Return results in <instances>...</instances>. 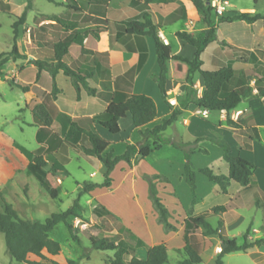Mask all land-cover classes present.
<instances>
[{
	"label": "rangeland",
	"instance_id": "obj_1",
	"mask_svg": "<svg viewBox=\"0 0 264 264\" xmlns=\"http://www.w3.org/2000/svg\"><path fill=\"white\" fill-rule=\"evenodd\" d=\"M0 7V53L9 52L13 44L12 23L22 14L29 1L32 9L28 11L27 21L20 25L18 43L22 52L33 55L48 61L51 46L46 41L38 42V46L32 43L35 35H47L50 26L40 21L47 14H57L65 19H70L72 12L68 2L73 0H1ZM230 11L240 8H250L247 12H258L264 15V0H229ZM194 18L203 24V13L195 8L191 10ZM220 15L211 12V19L215 25H220L217 39L213 41L205 53L203 59L205 70H216L227 59L234 58L236 54H241L245 58L249 57L248 51H241L234 48L229 43L239 44L245 48H257V55L264 60V21L259 20L255 26L245 20L233 22H221ZM191 19H193L191 17ZM200 23V24H199ZM198 25L194 27L197 28ZM45 27V28H43ZM184 30L187 28L184 19L178 20L171 26L166 27L165 31L171 39L174 50L180 47L182 54L192 55L194 47L176 38L171 34L173 29ZM43 29H47L44 31ZM67 34V30L65 31ZM60 37H66L63 31L58 32ZM229 42V43H228ZM50 46V47H49ZM236 58V57H235ZM216 59V61L214 60ZM243 63L242 59L239 60ZM30 60H20L13 62L6 61L4 64L5 78H0V210H4L2 197L25 219L44 221L51 214L62 212L72 206L79 198L81 208H77L78 216L73 218L75 225V235L73 239L66 227L61 222L51 232V237L61 244V252L57 255H50L47 262L54 260L59 264H68L69 259L76 261V264H112L110 259L114 257L115 250H98L91 246L90 234L107 236L115 243L122 240L128 245L129 253L126 257L138 254L136 248L137 240H143L147 246L152 242H165L168 246L169 259L167 264H177L179 260L186 258L183 250L186 241L183 231L176 233L183 222V218L190 211L192 212L195 204L192 205V192L189 184L185 180L184 170L180 164L178 153L172 148L171 138L174 142L184 144L185 148L197 147L199 145L210 148V152H197L192 161L194 166L209 167L215 173H227L228 163L223 158V149L213 143L212 140L223 139L231 147L233 153L239 152L244 142H250L253 137L257 141L256 152L253 157L249 155L251 162L255 165L253 173V186L242 193L243 204L238 209L227 211L225 214L208 213L207 210L215 205L224 204L227 193L220 189V186L210 180L208 176L200 171H196V182L198 194L196 195L197 205L195 212L204 214L206 219L213 225L218 226L222 222L224 228L223 237L233 238L241 245L245 242V233L253 227H258L264 218V206L259 208L256 204L257 199L264 201L260 197V192L256 180L264 172V150L260 146V140H264V104L261 98L245 100L232 110L236 111L252 107L255 117L253 123L242 132L228 127L216 130L208 123L210 119H205L202 113L194 116L198 126L191 130L185 128L181 122H176V127H170L158 136L150 138L155 147H162L154 150L147 157L140 156L138 150L144 143L142 136L135 146L133 162H120L111 173V185H103L105 182V166L96 157L84 155L83 146L88 143L81 138L78 132L72 130L63 133L56 127L39 126L35 123L33 108L36 102H43L51 115L55 117L59 105L62 107L75 104L83 106V101L76 100V93L68 76H59V83L64 88V94L60 101H56L52 93V77L45 71L40 77L35 87L31 86L29 92H25L19 84H29L36 80L37 67L31 64ZM249 79L251 76L248 77ZM251 81V80H250ZM242 76L236 74L232 82L227 83L226 89L241 87L245 85ZM253 83V82H252ZM196 94L200 89L198 82L193 86ZM37 86V87H36ZM257 89V88H256ZM108 92L95 97V106L103 110ZM86 99H93L84 96ZM212 115V116H211ZM216 117L218 114H211ZM234 115V114H233ZM204 117V118H203ZM250 113L242 116L249 119ZM123 131L131 135L134 129L130 115L121 120ZM99 133L105 137L113 139L114 134L110 133L102 126H98ZM122 131V133H124ZM178 134L186 137L196 135H207L208 139L201 143L185 144L186 142L177 138ZM170 138V139H168ZM116 139V138H115ZM212 139V140H211ZM193 141V140H192ZM166 142V143H165ZM191 142V141H190ZM130 144V142H129ZM47 153L53 151L64 165V170L59 172L58 178L61 185L60 195L54 199L50 197L37 178L27 172L28 157L26 152ZM131 158V159H132ZM169 171L174 175L173 185L166 182L161 172ZM168 173V175L170 174ZM98 184L91 194L80 195L82 187L86 184ZM232 180L231 190L234 189ZM176 191V192H175ZM257 192V196L255 194ZM158 197L161 203L168 210V223L174 229L167 228L160 219V212L156 206L154 198ZM93 198V199H90ZM263 203V202H262ZM112 214H108L104 208ZM122 228V229H121ZM131 234L135 236L133 239ZM252 235L255 233L252 232ZM155 238V239H154ZM192 242L200 249L202 246L203 262L201 264H216L215 250L217 245L222 244L221 235L214 234L211 237L196 232L192 236ZM204 246V249H203ZM140 254V253H139ZM32 259H37L31 256ZM225 264H254L253 259L245 254H235L224 256ZM0 264H19L7 250L6 239L0 231Z\"/></svg>",
	"mask_w": 264,
	"mask_h": 264
},
{
	"label": "trees",
	"instance_id": "obj_2",
	"mask_svg": "<svg viewBox=\"0 0 264 264\" xmlns=\"http://www.w3.org/2000/svg\"><path fill=\"white\" fill-rule=\"evenodd\" d=\"M196 9L203 13V21L209 28L207 33L190 31H178L176 35L189 45L195 48L194 56L192 58L185 57L182 54L174 53L170 44L165 43L158 34V26L152 20L149 13L143 14V19H135L126 22L125 32L128 35L135 36H152L156 45L157 61L160 67L159 72L153 73L152 78L158 83L160 91L164 100L172 107L173 104L169 101L167 93V81L169 70L175 78L185 79L188 83L187 95H192L188 102L195 103L202 109H208L211 112H218L226 110L230 112L236 109L239 104L248 98L259 97L264 101V60L260 59L255 51L249 52L247 62L253 64L250 68L237 70L234 68L235 59H230L226 64L220 66L216 70L203 69L202 54L205 48L218 36V25H215L211 19V12L213 11L210 4L206 0H190ZM0 4L2 1L0 0ZM71 6V4H69ZM32 9V3L29 1L25 6L22 14L12 23L13 28V44L9 52L0 53V78H5L4 64L6 61L18 62L20 60H30L37 68V77L39 79L42 70L50 72L52 77V93L56 95L59 88L56 83V74L62 70L64 74L70 76L72 83L80 96L81 88L87 89L90 93H95L96 89L88 85V79L92 77V72L83 73L80 68L72 67L64 61V57L70 53L72 44L79 43L82 33L87 32V28L76 29L77 21H68L56 17V21L65 28H74V31L64 38L57 41H52L53 61L48 62L42 59L28 58L27 53L21 51L18 36L19 27L27 21L28 11ZM0 10L2 8L0 7ZM76 10H82L76 8ZM236 20H245L249 23H254L258 20L264 21V15L258 12L247 11H228L222 15L221 22H233ZM196 74H199L203 82V93L201 96H196L193 85L195 83ZM236 74L242 76L245 85L241 87H234L226 89V84L232 82ZM255 79L254 85H250V79ZM20 85L25 92L31 90V84ZM254 88L257 92L254 93ZM190 93V94H189ZM35 123L39 126L56 127L63 133L66 129L78 132L81 138L84 139L88 145L83 146L84 155L87 157H96L105 166V182L103 185L109 186L111 184V173L115 166L121 162H131V158L135 154V146L128 144L126 150L122 154L113 155L112 151L105 150L110 145V141L103 137L97 130L96 125H100L107 129L112 134H118L121 131L120 120L131 116L133 125L139 129L143 139V144L139 147V154L142 157H147L155 148L154 144L150 142V138L158 136L165 131L171 124H173L181 113V109L173 108L170 117L165 118L162 123L153 128L142 129L143 126L152 122L158 116L157 103L154 98L145 93H134L129 96L115 93L113 99L108 104L104 111L95 114L93 117H84L72 120L68 115H61L58 119L54 118L46 105L43 102H36L33 108ZM226 123L235 128L241 127L238 121L231 118L230 115L226 118ZM208 139V137H197L191 143H201ZM212 140V139H211ZM215 144L223 149V158L229 164L228 174L215 173L209 167L196 168L192 161L191 155L195 151L206 152L207 149L201 145L197 147L185 148L184 144L173 142L176 147L182 148L185 151V180L190 186L192 192V205L196 203L197 182L196 171H200L208 176V178L216 182L223 192H227L228 186L232 180L238 182L245 188L252 184V176L255 170V165L247 158L232 153L231 147L223 139L212 140ZM21 152H26L21 149ZM29 159L27 164V172L37 178L50 197L56 199L60 195L61 185L58 178L59 172L64 170V165L57 157L56 153L49 151L47 153L41 152H26ZM98 184L89 183L82 187L80 195L89 193L95 189ZM4 203V210H0V231L4 233L6 239L7 250L10 255L16 259L19 264H59L54 260L48 263V257L45 252L51 255H57L61 252V244L59 241L51 237V232L57 224L63 222L71 237L77 239L75 235V225L73 218L78 216L77 208H81L79 198L75 200L74 204L67 210L56 212L47 217L44 221L32 220L22 218L18 212L2 197ZM156 206L160 212V219L164 222L167 228L174 229V226L168 223V210L164 204L161 203L158 197L154 198ZM260 206V200L256 201ZM242 207V200L240 193L233 196L227 203L215 205L207 210L208 213L222 214L230 209ZM108 214H112L107 208L103 207ZM202 228V229H200ZM122 229V228H121ZM222 222L218 226H213L205 217L204 214H191L185 219V241L183 248L187 255L185 259L179 260L177 264H201L203 256L200 249L192 242V236L196 232H201L203 235L209 237L214 234H220L222 237L221 250L216 255V264H225L224 256L230 252L247 251L264 243V237L250 241L248 239L249 230L245 233V242L239 245L235 239L222 236ZM264 231V227H263ZM134 239L135 236L131 234ZM89 240L91 246L98 250H115L114 257L110 259L112 264H167L168 246L165 242H161L152 246H147L143 240H137L136 248L140 246L147 247L145 257H139L136 254L126 257L129 253L128 245L120 240L117 243L113 242L110 237L98 236L90 234ZM37 257L32 259L31 256ZM68 264H76L73 259L68 260Z\"/></svg>",
	"mask_w": 264,
	"mask_h": 264
},
{
	"label": "crops",
	"instance_id": "obj_3",
	"mask_svg": "<svg viewBox=\"0 0 264 264\" xmlns=\"http://www.w3.org/2000/svg\"><path fill=\"white\" fill-rule=\"evenodd\" d=\"M73 1L74 2L72 3L71 1L68 2L69 8L74 10V12H72L70 19H65L61 16H58L57 14H47L46 13L43 20L40 21L39 24L40 26H43V22H47L45 24H48L49 26L51 25L50 26L51 33H48L47 35H44V34L35 35L34 38L32 39V43L34 42V44L38 46L39 44L38 42L46 41V43H48L47 45L51 46L50 50L53 51L51 42L57 41L60 38H63L59 36L58 34L59 31H63V33L66 34L65 31L67 30L66 36L71 34L74 31V28L67 29L65 28L64 25H61L60 23H58L56 21V17H60L61 19H65L68 21H74V22L77 21L78 25L76 26V29L87 28V32L82 33L81 38H79L80 39L79 43L75 42L72 44L70 53L64 57V61L67 64L71 65L72 67L80 68L83 73L92 72L93 73L92 77L88 79V85L90 87H94L96 89V92L90 93L87 89L82 87L80 96L78 97L77 91L72 83L70 76L64 74L62 70H59V72L56 74V83H57L59 90L56 93L55 100L60 101L62 98V95L64 94V88H62V86H60V83H59V76L64 74L65 76H68L70 78V81L73 87V91L71 92L76 93V100L83 101L84 105L78 106L75 104H71L70 106H67V107H62L59 105L57 115L54 118L58 119L61 115H64V114L68 115L72 120H75L78 118H84V117H93L95 114L101 112V110H99L100 108H96L94 98L97 96H100L104 92H108L107 94H109L110 96L107 98L104 108H102L103 109L102 111H104L107 108L108 104L113 99L115 93L124 94L126 96H129L134 93H145V94L152 96L154 100L156 101L157 108H158V116L152 122L143 126L142 129L153 128L154 126L162 123V121L165 118H168L171 116L173 108L181 109V113L178 116V119L173 124H171L168 128L174 127V126L176 127V122H181L185 126V128H187L188 130H191L192 127L198 126V123L194 119V116L197 114H200L199 111L202 108H200L195 103L188 102V100L192 97V95L190 93H189L190 95H187L188 83L186 82V80L175 78L172 74V70L171 69L169 70L168 81H167V93H168L169 100H173L175 102L173 106L171 107L164 100L162 93L160 91V88L158 86V83L152 78V74L157 73L160 70V67L157 61L156 45H155L154 38L149 35H146L143 37L142 36L138 37V36H135L134 34L128 35L125 32L126 22L135 20V19L142 20L143 14L147 12L152 17L153 22L159 25L158 34L161 37V39L165 43L170 44L173 49V46L171 44V39L166 33L165 29L166 27L171 26L174 23H176L178 20L180 19L185 20V24L187 25V28H185L184 30L186 31H190L193 33H198V32L207 33L209 30V28L204 23L202 18H201V21L203 24L199 23L200 25H198V22L200 21V19L196 20V18H194L193 16V12L191 11L192 8L196 9L194 4L190 0H73ZM69 4H71V6ZM76 8H79L82 10L81 11L76 10ZM249 10L250 8H240L239 9V11H243V12L249 11ZM191 17L193 19H191ZM258 21L252 23V25L255 26ZM222 23H225V22H222ZM196 25H198V27L194 29ZM218 29L220 30V25H218ZM43 30L47 31V29H43ZM184 30H176L174 28L171 34L174 35L176 38H180L176 35V33L178 31H184ZM210 44L205 48L202 54V58H204L205 53L208 50ZM229 44L233 46L234 48L240 49L241 51L246 50L248 52L250 51L256 52V49H257V48H245L239 44H233V43L232 44L229 43ZM173 51L174 53L182 54V50H180V47H178L177 50L173 49ZM194 52H195V48L192 51L191 56L185 55V54H182V55L185 57L192 58L194 56ZM52 55L53 53H50V56L47 57L48 62L53 61ZM235 57L230 58V59L236 60V62L234 63L235 69L241 70V69L250 68L253 66L252 63L247 62L249 57L245 58L241 54H236ZM28 58L37 59L38 57H35L33 54V55H28ZM230 59H227L224 62L218 60L219 61L218 63L219 65L222 66L226 64ZM240 59H242V61L244 62L240 63L239 62ZM214 60L216 61V59ZM54 63L56 64V62ZM203 65H204V61H203ZM34 66L37 67L36 65ZM45 71L47 70H42L41 76H43ZM37 72H38V68H37ZM37 72H36V77H37ZM47 72L50 74L49 71ZM39 79H36L33 83H29L32 85V88L33 86L35 87V85H37ZM195 79H196V82H198V85L200 87L196 96H201L203 93V88H204L202 78L199 74H196ZM250 80H251L250 85L253 86L255 79L250 78ZM197 87L198 86L195 85L193 86V89H197ZM255 92H257L256 88H254V93ZM85 94L90 98L93 97V99H86L84 97ZM253 98H258V97H253ZM253 98H248L245 100H249ZM260 100L264 104V101L262 99ZM234 111L227 112L226 110H221L218 112H211L209 110V114L207 118L205 119H210V121L208 122L210 126L220 131L226 127L224 122H226L227 116L230 115L232 119L240 123L241 127L235 128L234 126H230V125L228 127L230 128L234 127L233 129L235 130L238 129L237 131L242 132L245 130V128L247 129L248 126L251 125V122L253 123V119L255 117L254 111L252 107L243 108L233 113ZM247 112L250 113L251 117L249 119L242 120V116L246 114ZM214 113H217L218 115L216 117H211L212 116L211 114H214ZM121 120H120V125H121ZM98 126L100 125H96V127ZM168 128L165 131H167ZM67 131L68 129H66V132ZM122 131L123 129L121 125L120 133L114 134L115 137L113 139L106 138L110 141V145L105 150V152L112 151L113 155L122 154L126 150L129 144V143L126 144L124 140H128L130 144L139 143L141 139V134L138 128L134 127L131 135H128L126 131H123L124 133H122ZM202 136L206 137L207 135H199V136L196 135L193 138V137H186L185 135L182 136L181 134H178L177 138L185 142H190L194 140L195 138L202 137ZM167 142H169L170 143L169 145H171L172 148L178 153V157L180 158V164H182V168L184 170V177H185V162H186L185 151L182 148L176 147L173 144L174 142L173 138H171L170 141H167ZM201 146L207 149V153L210 152V148L203 146L202 144ZM256 146H257V141L256 139L252 137L250 142L243 143V146L240 148L239 152H237L236 154H239L251 161L252 158H250L249 155L251 154V156L253 155L254 157L255 152H256ZM260 146L264 150V140L263 139L260 140ZM161 147H162V144L159 147L155 148L154 150H157ZM197 152H201V151H198V150L195 151L191 155L192 159L196 155ZM133 161H134V158L131 159V162ZM201 167L202 166L196 165V168H201ZM225 168H227L228 171L227 173L225 172L223 174H228L229 164ZM168 173L170 172L169 171L161 172L163 177L166 179V182L173 185L174 175L171 173L168 175ZM253 183L254 182L252 178L251 186L248 188H245L244 186L236 182L234 183V189L231 190V185H232V181H231L230 185L228 186L227 192H225L227 193V199L225 203H227L237 193H240L242 204H243L242 193L248 189H251L253 186ZM256 183L258 186L257 188L259 190L257 192H260V197L262 198L264 197V172L261 174V177H258V179L256 180ZM93 191H90L89 194H91ZM257 192L255 194V197L257 196ZM197 194H198V190H197ZM90 199H93V198H90ZM260 202L261 204L258 207L263 208L264 201H260ZM196 205H197V202L195 203V206L193 208L194 210L192 212L189 211L187 215L184 216L181 226L177 228V230L175 231L176 233L181 234V232L183 231V235H185V219L189 217L191 214L193 215L198 214L197 212H195ZM230 210H233V209H230ZM225 213H222V214H225ZM263 227H264V218L258 227H253L251 228V230H249L248 239L250 241H253L258 238L264 237ZM223 230L224 228L222 226L221 232H223ZM252 232L255 233V235H252ZM184 239H185V236H184ZM158 243H161V241L155 242V243L152 242L150 246L158 244ZM216 247H222V244L217 245ZM137 249L139 250V253H140V254L139 253L136 254L137 256L139 257L146 256V253H147L146 246H140ZM203 249H204V246H203ZM200 250L202 252V246L200 247ZM236 252L239 254L242 253V254L247 255L248 257L253 259L254 264H264V243L260 246H256L247 251H236ZM217 253L218 251L215 250V255H217ZM231 254H235V252H230L227 255H231Z\"/></svg>",
	"mask_w": 264,
	"mask_h": 264
},
{
	"label": "built area",
	"instance_id": "obj_4",
	"mask_svg": "<svg viewBox=\"0 0 264 264\" xmlns=\"http://www.w3.org/2000/svg\"><path fill=\"white\" fill-rule=\"evenodd\" d=\"M210 5L213 9V11L217 14V15H224L226 14L228 11H230V7L231 4L229 2V0H210ZM172 104H174L175 102L173 100H169ZM200 113L203 114V116L207 117L209 114V110L208 109H200L199 111ZM124 142L126 144L129 143L128 140H124ZM216 250L219 252L221 250V247H217Z\"/></svg>",
	"mask_w": 264,
	"mask_h": 264
},
{
	"label": "water",
	"instance_id": "obj_5",
	"mask_svg": "<svg viewBox=\"0 0 264 264\" xmlns=\"http://www.w3.org/2000/svg\"><path fill=\"white\" fill-rule=\"evenodd\" d=\"M206 3H207V4H210V0H207Z\"/></svg>",
	"mask_w": 264,
	"mask_h": 264
}]
</instances>
